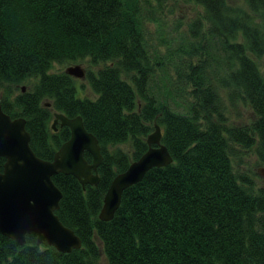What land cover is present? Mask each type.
Masks as SVG:
<instances>
[{
    "label": "trees",
    "instance_id": "1",
    "mask_svg": "<svg viewBox=\"0 0 264 264\" xmlns=\"http://www.w3.org/2000/svg\"><path fill=\"white\" fill-rule=\"evenodd\" d=\"M194 1L203 9L189 26L198 42H186L189 57L170 73L151 49L140 0H0L2 109L25 118L42 158L70 135L52 127L54 110L80 114L102 154L97 184L51 176L62 192L55 213L81 246L63 252L33 234L17 245L0 232V264H98L101 254L107 264H264V186L233 163L236 143L264 163V0ZM84 59L99 66L85 68L92 95L50 71ZM223 89L250 105L248 124L228 120ZM154 123L173 160L149 168L100 219L110 181L147 149Z\"/></svg>",
    "mask_w": 264,
    "mask_h": 264
},
{
    "label": "water",
    "instance_id": "2",
    "mask_svg": "<svg viewBox=\"0 0 264 264\" xmlns=\"http://www.w3.org/2000/svg\"><path fill=\"white\" fill-rule=\"evenodd\" d=\"M64 71L75 77L85 75L84 67L79 63L67 65ZM57 121L69 127L70 135L51 159L42 158L29 144L25 118L12 117L2 109L0 101V156L4 157L0 170V232L11 237L17 245L25 243L27 234H33L36 243L46 241L58 250L68 252L81 246V238L55 213L62 192L51 176L63 172L74 175L82 185L97 184V167L102 154L97 137L85 128L80 114L67 116L54 110V128ZM146 142L147 149L110 181L98 212L100 219L108 220L114 215L122 191L139 181L149 168L173 160L161 141L158 123H154L153 130L147 134ZM84 151L91 154V161L85 158Z\"/></svg>",
    "mask_w": 264,
    "mask_h": 264
},
{
    "label": "rangeland",
    "instance_id": "3",
    "mask_svg": "<svg viewBox=\"0 0 264 264\" xmlns=\"http://www.w3.org/2000/svg\"><path fill=\"white\" fill-rule=\"evenodd\" d=\"M234 6L246 7L245 0H228ZM140 9L143 19V28L151 49L158 51L160 55L168 62L167 68L172 73L174 64L180 59H186L189 55L184 51L186 42H198V38L191 35L189 26L192 21L202 16V6L194 0H140ZM203 27L206 25L203 23ZM202 27V28H203ZM174 53V54H173ZM197 56H193L196 60ZM260 64H264V55L257 58ZM71 63L54 62L50 71H62ZM83 67H90L96 70L99 66L92 64L87 59L79 62ZM157 74H162L161 70ZM160 81V80H158ZM76 83L80 89V94L92 95L87 84L86 78H77ZM222 90L223 100L226 105L228 120L237 124H248L254 116L250 105L241 98L229 100ZM78 95V93H77ZM153 130V129H152ZM151 130V131H152ZM124 148L127 145L122 144ZM233 163L242 171L251 175L255 186H264V163L261 162L254 150V146H243L236 143L234 145ZM98 264H107L103 254Z\"/></svg>",
    "mask_w": 264,
    "mask_h": 264
},
{
    "label": "flooded vegetation",
    "instance_id": "4",
    "mask_svg": "<svg viewBox=\"0 0 264 264\" xmlns=\"http://www.w3.org/2000/svg\"><path fill=\"white\" fill-rule=\"evenodd\" d=\"M74 78H75V80H77V77H74ZM56 124L60 125L59 121H57ZM60 126H62V125H60Z\"/></svg>",
    "mask_w": 264,
    "mask_h": 264
},
{
    "label": "bare ground",
    "instance_id": "5",
    "mask_svg": "<svg viewBox=\"0 0 264 264\" xmlns=\"http://www.w3.org/2000/svg\"><path fill=\"white\" fill-rule=\"evenodd\" d=\"M102 164V163H101ZM100 166V165H99ZM91 185V184H90Z\"/></svg>",
    "mask_w": 264,
    "mask_h": 264
}]
</instances>
